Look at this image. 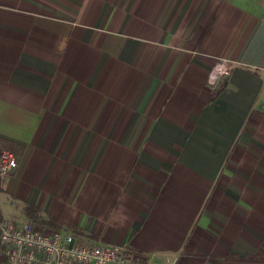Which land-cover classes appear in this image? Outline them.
<instances>
[{"label":"crops","instance_id":"1","mask_svg":"<svg viewBox=\"0 0 264 264\" xmlns=\"http://www.w3.org/2000/svg\"><path fill=\"white\" fill-rule=\"evenodd\" d=\"M0 149V219L264 264V0H0Z\"/></svg>","mask_w":264,"mask_h":264},{"label":"built area","instance_id":"2","mask_svg":"<svg viewBox=\"0 0 264 264\" xmlns=\"http://www.w3.org/2000/svg\"><path fill=\"white\" fill-rule=\"evenodd\" d=\"M228 72L220 61L208 83ZM17 161L9 149H0V180L9 178ZM143 255L128 245L100 241L63 227L28 218L0 219V264H143Z\"/></svg>","mask_w":264,"mask_h":264},{"label":"trees","instance_id":"3","mask_svg":"<svg viewBox=\"0 0 264 264\" xmlns=\"http://www.w3.org/2000/svg\"><path fill=\"white\" fill-rule=\"evenodd\" d=\"M219 89V87L216 89V91ZM23 212L25 213V215L27 217H32L36 220H38L40 223H43V224H47V225H50V226H54V227H59V225H57L54 221H52L51 219L47 218V217H44L40 210L37 209L35 206L33 205H30V204H25L23 206ZM71 230L75 231V232H78V233H81L82 230L78 227H71ZM88 234V233H87ZM250 259H254V260H264V257H257V256H251V257H248Z\"/></svg>","mask_w":264,"mask_h":264},{"label":"rangeland","instance_id":"4","mask_svg":"<svg viewBox=\"0 0 264 264\" xmlns=\"http://www.w3.org/2000/svg\"><path fill=\"white\" fill-rule=\"evenodd\" d=\"M8 207H9V206H7V205L5 204V205L3 206V210L5 211V209H8ZM18 207H19L18 203H15L13 209L18 210Z\"/></svg>","mask_w":264,"mask_h":264}]
</instances>
